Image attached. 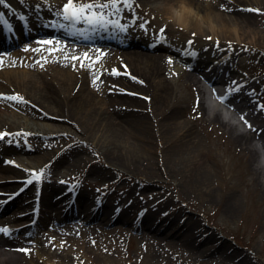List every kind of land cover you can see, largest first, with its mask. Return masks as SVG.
<instances>
[{
    "label": "rangeland",
    "instance_id": "rangeland-1",
    "mask_svg": "<svg viewBox=\"0 0 264 264\" xmlns=\"http://www.w3.org/2000/svg\"><path fill=\"white\" fill-rule=\"evenodd\" d=\"M25 1L31 2V0ZM64 1L66 0L58 2L61 4ZM170 1L158 0V4L145 6L140 0H135L133 5L135 15L130 10H126L122 13V17L131 15L142 17L143 21L148 23L145 25L147 29L145 30V28L140 27L143 21L137 18L138 23L135 30L142 33L134 35L133 38L143 39L146 42L153 41L155 35L158 36V30L165 28L164 46L178 47L184 40L191 39L194 43L199 44L202 49L219 51L220 48L225 47L229 53L235 51L240 54L243 62L236 63L234 61V65L236 64L238 68L236 65L234 66L235 74L232 75L238 81H242V90L247 86L254 90L252 94L256 99L254 104L255 106L258 105L257 107L261 110L262 122L258 118L254 121L253 126L264 123L263 5L257 9L255 0H224L226 9L233 10L232 14L226 10L227 15L231 17L226 21L230 27H228L229 30L225 36L221 29L212 34L209 24L206 22H203L196 32H186L184 27L169 22L168 17L161 13L164 7L159 3L165 4ZM202 1L204 0L198 2L201 3ZM80 2L88 3L91 0H80ZM60 4H58L59 7ZM172 7H178V3H172ZM247 9H256L259 12L247 11ZM214 23L221 27L220 22ZM193 33L195 36L192 35ZM208 37H211V40ZM157 38L159 39V37ZM27 41L24 43L25 45L31 42L30 39ZM217 41H219V47H217ZM229 42H231V47H229ZM23 46L21 44L16 47L23 49ZM134 48L147 52L145 48L138 46H130L126 50H133ZM73 52L74 54L78 53L73 56L83 58L79 54L81 50H74L73 48ZM101 52L103 57L105 51ZM149 53L168 55L162 48L149 50ZM247 59L250 62L246 61ZM32 60L35 64L41 62L39 57H32ZM84 63L92 65L91 72L93 73L88 78L92 84L89 90H92L94 95V100L91 98L92 110H98L99 116L103 113L110 120L111 128L115 130V134L121 136L119 142L124 147L120 145L116 155H121L119 158H122V154L129 149L130 145L136 146V154L141 159V163L136 170L135 168L128 169L113 165L103 156L105 150L98 139H94L91 135L87 139V136L84 137L79 133L70 134L71 138L61 135L63 140H60L59 143L55 140L53 142L55 146L51 149V145L46 140H43V143L35 142L38 137L36 135L39 134L40 136L43 133L36 132L33 126L29 128L27 122L19 116L17 118L11 116L15 122L7 125L8 130L14 128H16L15 131L30 130V134L34 137L30 138L31 141L24 137V139L20 138L21 140L14 139L17 143L24 142L32 144V146L24 149L26 153L20 152L19 157L11 158L12 162L7 163L10 164V173L7 174L11 177H15L16 174L23 176L31 174V179L33 175H40L39 181L33 180V183L28 184V186L31 185L40 190L53 185L58 188L59 194L62 195L67 190L75 189L80 191L82 200L92 203L106 202L110 206L118 205L127 200L126 197H122L123 192L132 191L134 195L139 194V197L149 199V203L144 207L146 211L148 210L146 217L149 220L156 222L164 219L165 224L172 222L173 232L177 230V226L189 229L192 238L189 242L180 241L179 238L167 239L165 242L157 240L159 243L157 245L153 242H144L135 230L130 229L129 235L123 234L116 238H95L94 235H89L86 239L88 246L85 248L84 242H82L85 240L82 233L84 225L73 222L71 225L68 223V228L61 227V231L57 234H55V227L52 224L49 225L48 231L40 229V234L42 231L44 232V236L41 235V237L44 238L45 243L43 247L40 246L41 251L35 250L32 241L29 239H20L18 245L12 249L25 248L27 250V253L23 254L25 258L36 264L57 263H53L48 254L40 257L37 252L69 254L71 257L69 264H244L233 260L237 254L246 258L245 264H264V188L259 175L255 172L256 168H259L263 173L264 165L258 164V153L257 155H250L240 146H233L228 132L218 123L208 121L202 106L213 110L225 120L227 116L225 117L221 112L216 111L205 99V95L197 96L194 86L178 74L173 73L175 77L169 81L170 84L175 82L176 87L171 88L167 85L165 88L167 98H164V94L158 93L155 86L151 88L149 81H147V86L145 78L140 77L134 68L130 69L127 66L116 68L103 65L98 72L97 69H94L92 59L86 60ZM76 68L78 70L88 68L89 70V67H81L80 60H73V65L69 66V69L74 71ZM113 70L119 74H114ZM236 71L241 72L250 80L243 78L242 74H236ZM209 72L212 73V71ZM141 78L145 80V86H143ZM254 78L256 82L254 85H250ZM94 79L95 83H93ZM154 81L152 79L153 85ZM187 83L190 85L187 86ZM135 85L138 86L135 87ZM0 90L3 92L11 90V94L23 92L20 87L14 85H8ZM106 95L109 97L107 100L112 99L113 107L104 103ZM188 96L191 98L189 105ZM0 105L4 106L2 102ZM2 116L8 120L11 118L4 113ZM132 119H137L139 123L131 122ZM130 122L135 126L134 129L127 125ZM176 122H183L184 125H187L184 132L182 131L183 135H187L184 139H191L193 135L200 137L202 146H199L206 151L204 156L178 164L173 160L168 162L170 158L155 151V131L172 128ZM12 124L14 126H10ZM238 128L241 131L244 130L242 127ZM40 129L56 131L61 128L50 126ZM67 129L69 130V128ZM259 135L264 136V130L260 129ZM72 137H79L80 140L78 141L86 143V146L80 148V143ZM52 138L57 139L56 137ZM248 142L255 146L253 139L249 138ZM37 144L42 150L54 151L55 156H48L51 160L57 156L62 157L68 148L75 153L78 152L79 155H83L85 159L78 167H61L59 170L50 171L51 164L47 160L48 158L33 159L31 157L33 146H37ZM172 163L175 165H171ZM90 166L93 170H97L95 177L87 174ZM257 171L259 170L257 169ZM200 175L206 177V182L205 180L201 182ZM65 195L67 196V194ZM155 197L158 198L155 200ZM163 204L165 207L161 208ZM14 207L11 208V211L14 210ZM131 214H135V211ZM28 220V217L24 218L23 224H26ZM0 223L3 224L4 222ZM101 231L107 232V229ZM69 234H71L72 240H69ZM83 248L89 252H85ZM210 248L215 250V253L210 257L195 255V252ZM15 251L18 252V250ZM218 252H226L230 259L225 260L226 257H219ZM151 253L156 254L154 263L149 262L148 259ZM64 264L68 263L64 261Z\"/></svg>",
    "mask_w": 264,
    "mask_h": 264
},
{
    "label": "bare ground",
    "instance_id": "bare-ground-1",
    "mask_svg": "<svg viewBox=\"0 0 264 264\" xmlns=\"http://www.w3.org/2000/svg\"><path fill=\"white\" fill-rule=\"evenodd\" d=\"M37 1L48 5L53 0ZM140 1L145 6L149 4H158V0ZM198 1L187 0L188 4L199 13L200 17L203 18V22L209 24V29L212 34L221 29L222 33L227 36L226 32L229 30L228 27L230 26H228L229 24H227L226 21L231 17L230 15H227V12L232 14L233 10H228L226 12V10L221 9V5H223L226 9V3L224 0H204L201 3ZM180 2L181 0H171L169 3H159L164 7L161 13L169 17L171 14L170 10L174 8L172 7V3H178L179 6ZM255 2L257 3L256 6L259 7H257V9H260V5H263L264 7V0H255ZM203 22L192 19L190 20L187 28L183 25L180 26L184 27L186 32H196L197 29L201 27ZM214 22H220L221 27H218ZM38 31L44 32L40 29L37 31L34 29L33 31L31 30V36L38 33ZM54 34L61 36L63 33L57 31ZM40 37L41 38L38 39H42V36ZM66 38V40L59 39L58 41H60V44L58 46L55 42L47 46L45 44L36 43L39 44V50H37V46L34 45V42L19 50H12L13 48L11 47L7 50L5 47L0 45L2 52H4L1 53V57L2 60L5 61L2 65V70L0 71V89L5 88L8 85L20 87L23 92L17 93L19 96L29 101V104L26 105L25 102L17 103L9 100H3L2 104L4 106L0 105V129L6 130L9 123L15 122L12 117L17 118V116H19L27 122L29 128H32L31 126H33L35 127L36 132L39 131L40 133H43V137L41 139L38 137L37 141L35 139V142L43 143V140H46L49 142V145H51V149L55 146L53 144L55 140L57 143H59L60 140H63L60 137L61 135L69 136L72 133H79L84 137L87 136V139H89L88 136L91 135L94 139H98L100 144L104 147L105 153H103V156L109 163L127 167L128 169L135 168L136 170L138 165L141 163V159L138 158V155L136 154V146L130 145V147H128L129 151L127 150L128 152L126 151L122 154L123 157L119 158L121 155L117 156L116 152L117 148L121 145L119 142L121 136H118L119 134H115V130L111 128L110 120L106 118L103 113L99 116L100 112H97L98 110H92L91 102L92 99L94 100V95L93 91L89 90V87H91L92 84L88 79L89 75L93 73L91 72L92 69L89 68L88 70V68H82L78 70L76 68L74 71L69 69L72 61L71 56L78 54H74V52L72 53L73 48L81 50L79 54L87 51L89 55H93V57L97 56V52L93 48L92 44L78 45V42L75 41V37L71 38V40L68 39V37ZM86 41L88 43H92L91 39H87ZM130 44H138L137 46H141L140 48L147 47V44L144 41H137V43L132 42ZM57 47L61 48L63 52L53 50ZM175 47L176 46L173 45L160 47L166 51L168 55L156 53L151 54L147 49V52H142L141 50H137L135 48L133 50H126L121 43H118L116 45H111V47H105L102 49V51H105V54L103 57L101 56L99 63H94V69H97L99 72L103 65H110L116 68L120 66H127L130 69L134 68L140 74V77L145 78L146 85L148 86L147 81H149L151 88L152 86H155L158 93L160 92L164 94V98H167L165 90L167 85L171 88L176 87L175 82L170 84L169 81L173 79L172 77H175L173 74L175 73L180 75L182 79L186 78L185 80L194 86V91L197 93V96L205 95V99L212 105L217 85L221 83L224 84L225 82L227 83V81L224 77L222 80L213 78L207 74L206 68L209 66L215 67L218 63L222 65L225 62L221 59L217 60L215 56H212L213 53L210 54L208 52L199 51L200 48H198L199 46L196 44H192L191 46L182 44L181 48L184 49L182 51L185 53H182V51H180L181 49L177 50ZM34 50L37 51L34 52ZM196 54H198V58H196V61H192L191 57ZM66 56L68 59H65ZM32 57L41 58V62L35 64ZM169 60L172 62L169 63ZM104 62L106 63L104 64ZM14 63L16 64L13 65ZM220 65L215 67L216 71L221 69L222 66ZM185 67L191 71L185 72ZM231 69L232 68L230 67L228 70L233 72ZM152 79L155 80L154 85L152 83ZM145 80L142 79V84H144L143 86H145ZM190 83H187V86H189ZM136 86L138 85H135V87ZM8 92L12 91L8 90L4 93ZM104 98V103L108 104L109 107H113V104L111 103L112 99L110 101L107 100V98H109L107 95ZM241 100L244 101L241 104L236 99L226 100L228 106L233 107V109L226 114V120L205 106H202V109L205 116H207L208 121L218 123L226 132H228V136L233 146H240V148L244 151L249 152L250 155H257L258 153L259 159H257V162L262 166V164L264 165V141L263 139H255V136H258L257 133L259 132V129H264V123L260 124L259 127L249 128L248 130L243 131L238 128L246 127V124H244L245 121L252 122L254 118L261 119V112L248 108L249 104L246 102L244 97H242ZM189 101H191V98L188 96V105ZM222 109L226 112L228 111L226 107ZM2 113L10 117L12 116L10 118L12 121L3 118ZM113 114H115V112H113ZM132 121H134L135 124L139 123L137 119H132L131 122ZM131 122L127 125L134 129L135 126H133ZM10 126L14 125L12 124ZM50 126L56 128L60 127L61 129L56 131H43L40 129H45L46 127L49 128ZM186 127L187 125H184L183 122H176L172 128L155 131V151H158L162 155L170 158L168 162L173 160L178 164H182L189 159L192 160L205 155L206 151H204V149L202 150L200 147L202 146V141L198 135H193L192 138L188 136L191 139H184L187 135H183L182 131L184 132ZM67 128H69V130ZM178 136L180 137L179 139ZM52 137H56L57 139H53ZM249 138L259 143V148L256 145H251L248 142ZM73 139L77 141L80 140L79 137H74ZM79 143L80 148H82V146H86V143H81V141ZM38 145L39 144H37V146H33V154L31 156L33 159H44L48 158V156H55L53 150H50V152L45 151ZM121 146L124 147L123 145ZM20 152L26 153L22 147L19 150L13 148L6 149V153H10V155L18 156ZM57 157L55 158L56 160L47 159L51 164V171L59 170L61 167H78L83 159H85L83 155H79L78 152L75 153L69 148L62 157ZM171 165L175 164L172 163ZM257 169L259 171H257ZM255 172L259 175L260 182L263 184L264 188V171L262 173L261 169L256 168ZM7 173H10L9 165L4 166L0 161V195L10 192L17 186ZM87 174L95 177L97 175V170H93L92 166H90L87 170ZM199 179L203 182L206 177L204 175H200ZM57 189L58 188L52 185L46 186V188H42L40 191L38 199V201H40V206L38 207V213L41 215L38 217L39 221L37 222L39 229L34 228L33 230H30L28 228H24L19 229V231L18 229L13 230V232L15 231L17 234H20L19 232L26 234L29 237V240L32 241V244L37 251H41L42 249L40 250V248L45 245L44 238L41 237L44 232L42 231L40 234V229L48 231L49 225L52 224L53 227H55V234H57L61 231V227L68 228V223L71 225L73 222L75 224L83 223L84 225L82 233L85 240L82 242H84L85 248L88 246L86 239L89 235H94L95 238H116L123 234L129 235L130 229L135 230L144 242H153L157 245L159 244L157 240L165 242L167 239L174 240L179 238L180 241L189 242L192 238L189 234V229H183L182 227L177 226V230L173 232L172 229L174 228L172 222H167L165 224L164 219L157 220L158 222H152L149 220L146 217L145 212H143L145 211L144 207L149 203V199H143L142 197H139V194L134 195L132 191L123 192L122 197H126L127 200L120 202L118 205L110 206L106 204H98L94 206L93 203L89 205V203L85 204L83 201L78 202L77 208L79 205V210L75 213L73 211H64L65 207L63 203V196L59 194ZM23 190L24 191L22 193L18 194L10 203L3 207L1 210L3 218L0 220L13 223L30 216L27 215L26 212L28 207L30 209V207H32L31 205H33L31 197L35 194V189L34 186H28ZM157 198L158 197H155V200ZM125 201H127V203H125ZM13 206H15L13 208L14 210L11 211L10 208ZM164 207L165 204H163L161 208ZM116 211H119V213L113 216ZM134 211L135 214H129ZM138 214L141 215L139 216ZM134 215V218L140 217L139 222L134 223V220L132 219ZM12 225V228L16 227V224L13 223ZM103 229H107V232H102L101 230ZM69 237V240H72L71 234H69ZM13 240L15 239L12 238V240H9V238H3L0 236V264H36L27 260L25 255H23V251L16 252L12 249L13 245H16L17 243ZM211 242L212 241H210V244H212ZM214 251L215 250L211 248L203 249L201 252H195V255H198V257H210L215 253ZM85 252L89 251L85 250ZM218 253L219 257H226L225 260L229 258L226 252ZM47 254L50 259L53 260V263L57 262L56 264H64V261L68 264L71 263V261H69L71 260L69 254L61 255L53 252H37V255L40 257ZM155 256L156 254L153 255L151 253L148 256L149 262L154 263L155 261L153 260H155ZM44 258L46 259V257ZM51 260H48V262H51ZM233 260L238 263H246V258L241 256V254H237V257Z\"/></svg>",
    "mask_w": 264,
    "mask_h": 264
},
{
    "label": "snow or ice",
    "instance_id": "snow-or-ice-1",
    "mask_svg": "<svg viewBox=\"0 0 264 264\" xmlns=\"http://www.w3.org/2000/svg\"><path fill=\"white\" fill-rule=\"evenodd\" d=\"M4 3V0H0V4ZM135 4V0H91V2L88 3H81L80 0H66L65 3L62 4L61 8L57 10L54 15L57 17L62 18L63 21L67 23H60L59 21H51L46 26H53L57 27L59 29H66L68 32L71 33L73 36H81L85 40L90 39L92 35H100L101 33H108L109 28L111 27L112 32L111 35L116 36L121 33H126L127 28L129 27L128 24H122L120 22L122 17V13H124L126 10H130L133 15H135V8L133 5ZM138 7V5H136ZM222 10H230L225 9L223 5H221ZM37 10H39V5H37ZM247 11H256L259 12V10L256 9H247ZM138 19H141L143 21L142 17H137ZM23 19V17H21ZM126 19V18H125ZM134 22V21H133ZM6 23V21L3 19V14H0V24ZM147 21H143L140 24L141 28H145V25L147 24ZM77 25H86L87 27L79 28ZM145 30H147L145 28ZM165 35V28H160L158 30V36L160 39H163ZM195 36V33L192 34ZM209 40H211V37H208ZM42 44H53L52 40H44L41 41ZM187 43L191 45L193 43L192 40H188ZM55 44L58 46L60 44V41H55ZM217 47H219V41L216 42ZM229 47H231V42H229ZM27 50V49H26ZM54 51H62L61 48L57 47L53 49ZM95 51L98 53L93 63H99V60L103 53L99 48L95 49ZM81 56H72L71 59L73 60H80L81 67H89L91 68L92 65L88 64L86 65L84 61L91 60L92 57L89 56L88 52H84ZM65 59H68L66 56ZM169 63L172 61L169 60ZM3 64V61L0 60V65ZM114 74L116 73L115 70H113ZM135 79V78H133ZM95 79L93 80V83H95ZM0 100H9V101H15L17 103H24V98L18 95H10V96H4L0 94ZM9 135L8 133H0V139H3L4 136ZM16 135H19L17 133ZM41 178L40 175H33L32 179H29L27 181L28 184L33 183V180L39 181ZM0 232L7 233L8 229L0 227ZM22 251H27L24 249H21Z\"/></svg>",
    "mask_w": 264,
    "mask_h": 264
},
{
    "label": "clouds",
    "instance_id": "clouds-1",
    "mask_svg": "<svg viewBox=\"0 0 264 264\" xmlns=\"http://www.w3.org/2000/svg\"><path fill=\"white\" fill-rule=\"evenodd\" d=\"M170 12L171 14L168 17L169 22L183 25L186 28L189 26L190 20L192 19L203 22V18L188 4L187 0H181L179 6L172 8Z\"/></svg>",
    "mask_w": 264,
    "mask_h": 264
}]
</instances>
